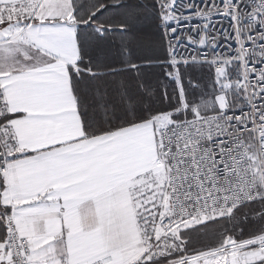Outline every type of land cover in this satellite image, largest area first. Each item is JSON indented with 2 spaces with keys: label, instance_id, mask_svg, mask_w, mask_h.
<instances>
[{
  "label": "snow or ice",
  "instance_id": "snow-or-ice-1",
  "mask_svg": "<svg viewBox=\"0 0 264 264\" xmlns=\"http://www.w3.org/2000/svg\"><path fill=\"white\" fill-rule=\"evenodd\" d=\"M0 264H264V0H0Z\"/></svg>",
  "mask_w": 264,
  "mask_h": 264
},
{
  "label": "trees",
  "instance_id": "trees-1",
  "mask_svg": "<svg viewBox=\"0 0 264 264\" xmlns=\"http://www.w3.org/2000/svg\"><path fill=\"white\" fill-rule=\"evenodd\" d=\"M208 240H210V237L209 238H206V241L205 242H208Z\"/></svg>",
  "mask_w": 264,
  "mask_h": 264
}]
</instances>
